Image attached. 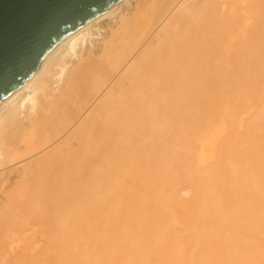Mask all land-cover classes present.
I'll use <instances>...</instances> for the list:
<instances>
[{
	"label": "bare ground",
	"instance_id": "1",
	"mask_svg": "<svg viewBox=\"0 0 264 264\" xmlns=\"http://www.w3.org/2000/svg\"><path fill=\"white\" fill-rule=\"evenodd\" d=\"M256 1L257 0H203L200 8L195 9L193 0H119L109 7L106 13L73 32L44 54L33 72L0 100V165L3 162L9 165L15 163L19 164V162L27 158L30 159L32 155L39 153V156L33 163L29 162L24 166L22 165L21 181L16 184L14 183L15 185L10 183L14 186L11 192L9 191V193L5 194L3 197L6 199L7 206L3 208L4 211H2L3 214L0 219V229L3 227V231L0 230V233H3L2 237L4 235L7 240L6 235L8 238L15 235L16 219L20 214L23 215L24 206L31 208V205L28 207V204H30L29 202L25 205L26 197H51L59 204L58 208L61 206V203L62 207H65L64 205L67 204L69 206L64 209L65 213L56 220L57 226L59 227L58 236L54 238L50 236L53 238L52 240L47 236L49 240H47L45 245L50 247V245H56V243L61 245L74 244V251L77 250L75 248L79 246L86 247L85 251L89 252L87 256L85 255V259H87L93 247L90 246V244L86 245V242L91 240L90 238L93 237L92 233L94 231L98 233L100 229V222H97V225L94 223V217H92L93 222L91 218H89L91 206H100V204L105 203L109 204L106 211L102 212V215L106 216V221L104 220L105 222L101 225V229L103 227L106 229V227L111 224L118 225L115 221L116 218H118L117 212L120 204V197L124 195L125 191L123 189V178L119 181L118 179H112L111 183H109L107 187L105 186V189L103 188V192L96 191V188L101 184V180L103 178L105 179L106 176L111 173V170H116L124 176L128 173V165L131 166V169H139V167L136 168V161L128 160L129 163H127V160L121 162L117 159H106L100 166H97L93 172L84 175V173L80 172L82 165L88 162L91 165L96 164L95 160L89 157L91 150L101 149L102 146L103 149L106 147L108 151H119V153H123L129 146L135 149L139 145V140L141 139L140 141H142V135H148L150 137L151 133L156 131L158 127H161V120L166 121L169 119V122L173 125L171 131L178 137L175 138V140L181 142L177 143V141L173 140L172 144L181 146V151H183L184 144L182 145V134H184L185 131L190 132L194 130L196 119L198 118L195 115L184 118L185 114L182 113L181 107L185 106V108H187V106L192 104L195 98L199 96H205L207 99L217 96L215 93L209 92V85L215 84V82L220 80L218 79V76H220V67L216 68V70L219 71L213 76L208 75L209 73H207V70H210L211 59H215L214 56L217 53V46L220 44V38L223 32L234 31V35L239 39H237L238 43H236L233 52H231L232 61L235 64L237 63L236 70H249L251 67V60H253L251 51L255 43L259 41L258 38L254 36L256 26L258 25V21L264 18L262 14H260L261 11L256 13L257 19L255 18L256 20L252 21L250 17L246 15L248 11L244 13L241 11L242 14H240L237 12V9L244 10L246 3L252 6ZM261 1L264 3V0ZM248 5L246 8L249 7ZM238 21H240V23ZM106 25L108 26L107 30L105 29ZM225 34L226 33H224V35ZM150 36L152 37L150 38ZM225 52L226 51H224V53ZM94 56L97 57L95 58ZM78 97H82V99L77 102L76 100ZM92 102H95L94 105L87 111V107ZM72 104L75 106H72ZM225 110L226 109H224V111ZM84 113L85 115L83 118L78 121L77 126L73 128L72 132L63 141L52 147L49 151L43 154L40 153L47 149L52 142L55 144V140L68 131L74 122ZM198 133L199 132H197V134ZM172 138L173 137H171V139ZM201 138L200 135H197V137L193 138L195 141H189L191 142L190 145H188L189 142H187L188 144L186 143L187 140L184 141V149L187 151L191 148L205 150L202 145L204 142ZM157 141L159 142V140ZM208 143L210 142L208 141ZM159 144L151 150L157 156L161 155L164 149L163 147L159 148ZM74 145L76 148H73ZM178 146L176 148H178ZM147 147H150L149 144ZM173 148L175 149V147ZM139 149L142 150V148ZM179 149L180 148H178L177 151H179ZM196 149H194V151ZM169 150L172 151L171 148ZM200 150H198V154L202 157L203 160H201L204 161V158L207 157H205L203 153H200ZM145 151L146 150H144V153ZM191 151L193 152L192 149ZM184 152L185 151H183V153ZM194 153L196 154V151ZM184 154L188 155L187 152ZM186 155L183 156L185 157ZM162 156L163 155H161V158ZM193 158L194 157H192V159ZM199 158L196 159L199 161H194L196 167L197 164L201 165V163H203ZM185 159H188V157L186 156ZM162 160L164 161V158ZM191 161L188 162L192 165L193 160ZM185 163L187 164V162ZM178 167L183 169L184 164ZM188 169L191 170L192 168ZM197 169H200V166ZM223 169L225 168L223 167ZM194 170H196L195 167ZM184 171L186 173L187 170ZM173 172L175 173V171ZM239 173L241 172L239 171ZM187 174L190 173L188 172ZM194 175H196V180H198L197 174ZM235 175L233 177H235ZM247 175H249V172ZM190 176L188 175L185 177L188 182L193 180V175L192 178ZM31 179L35 181V186H30L29 188L27 181L29 182ZM239 179L240 178H237V180ZM199 182H196V184ZM251 183L255 184V181ZM192 184L195 185L194 182ZM229 184L227 186H229ZM235 184L233 185L235 186ZM242 184L244 186V183ZM196 186L197 189H200L198 184ZM252 186L251 191L256 188ZM171 187V193L174 195L175 186L172 185ZM222 188L224 191L222 194H224L226 191L224 189L226 188ZM238 188H240V186ZM255 190H257V188ZM79 196L81 197L78 199ZM216 197L218 196H215V198ZM260 197L261 214V212H264V197L262 195ZM174 199L178 204L187 203L186 200L179 199L176 196H174ZM29 200L27 199V201ZM214 202L217 203V200ZM38 203L40 202L38 201ZM38 203L36 202L35 206H40ZM256 205L258 204L256 203ZM34 209H37V207H34ZM34 209H31L32 212L35 211ZM96 210L99 211L96 212L99 216L100 210L98 207ZM42 211H44V209H42ZM15 212L18 213L16 214ZM213 212L216 213L215 211ZM118 215H120V213ZM29 216V213L27 214L26 212L24 218L25 222L27 220L26 218H29ZM123 217L124 215H122V218ZM31 220L34 221L36 218H32ZM132 220L135 219L133 218ZM135 221L138 222L137 220ZM21 225H24L23 221ZM261 229L263 228L261 227ZM116 232L117 231H115V233L113 232L114 236H116ZM108 233L110 234V232ZM103 235L105 236V233ZM104 236L102 238H104ZM205 237H207V235ZM2 239L1 242H3ZM97 240L96 242L99 243ZM188 242H190V240ZM178 245V247H180V244ZM48 246L46 247L48 248ZM93 246H95V244ZM101 246L103 248L106 245ZM95 249L97 248L95 247ZM79 251L78 254H82L84 249L83 252L82 248L79 249ZM94 251L95 250H93V252ZM101 251L104 250L101 249ZM258 254L259 253H257V255ZM75 256H77V254ZM80 256L78 255V258H81ZM177 256L179 257V255ZM91 258H89V260ZM209 258L210 257H208V259ZM57 259H59V257ZM92 259L94 260L95 257ZM83 260L82 263L84 262ZM206 261L208 260L206 259ZM95 262L96 261H94V264ZM202 264L207 263L203 262Z\"/></svg>",
	"mask_w": 264,
	"mask_h": 264
},
{
	"label": "rangeland",
	"instance_id": "2",
	"mask_svg": "<svg viewBox=\"0 0 264 264\" xmlns=\"http://www.w3.org/2000/svg\"><path fill=\"white\" fill-rule=\"evenodd\" d=\"M202 1L203 0H193L195 9L200 8ZM258 1L260 4L258 3ZM260 1L261 0H257L256 2H254L255 5L252 4V6H250L251 4L246 3L244 6L245 11L241 9H237V12L242 14L241 11H243V13L248 11L246 15H248L252 21H255L257 19L256 13L262 11L260 14H262V17L264 18V8H263L264 3ZM247 5L249 7L246 8ZM238 22L240 23V21ZM107 28L108 26L106 25L105 29L107 30ZM224 33H226L227 36L226 34L224 35ZM263 34H264V19L258 21V25L256 26V32L254 36L258 38L259 41L255 43L254 46L255 49L253 48L251 51V54L253 55L252 57L253 60H251L250 69L236 70L237 63L235 64L232 61L231 52H233L235 45L236 43H238L239 39L236 35H234V31L223 32L224 40L222 35V37L220 38L221 39L220 44L217 46V53L214 56L215 59H211L210 70H207V73H209L208 75L213 76L215 73L219 71L216 70V68L220 67V76H218L219 77L218 79L220 80L218 82H215V84L213 83L212 85H209V92L215 93L217 96L212 97L210 99L209 98L207 99L205 96H199L195 98L194 102L192 104H189L187 108H185V106L181 107L182 113L185 114L184 118H187L191 115L192 116L195 115L198 118L196 119V124H195L196 126L194 130L190 132L185 131V133L182 134L183 137L181 136L182 145L184 144L183 151L187 152L188 155L184 154L185 152L183 153V151H181L182 150L181 146H178L176 144L178 148H180L179 151H177L178 150V148H176L177 146L172 144L173 140H175V138L178 137H176L174 135V132L171 131L173 129V125L169 122L168 118H166L168 119L166 121L161 120V124H160L161 127H158V129L154 131L155 133L153 132L151 133V135L149 134L150 137L148 135L147 136L142 135L141 136V138L143 137L142 141H140L141 139L139 140V145L135 149L129 146L127 150H125L123 153H119V151H113V152L108 151V148L106 147L103 149L102 146L101 149L99 148L97 150H93V149L91 150L89 157L92 160H95L96 164L91 165L88 162L87 164L82 165L80 172L84 173V175L88 174L89 172L90 173L93 172L95 168L97 166H100V164H102L103 161H105L106 159H110V160L117 159L121 162L127 160V163H129L128 160L130 161L132 160L137 162L136 168L139 167V169H134V168L131 169V166L128 165V170H127L128 173L124 176L116 170H111V173L108 176H106L105 179L103 178L101 180V184L103 185L100 184L99 187L96 188V191L103 192L105 186L107 187V185L111 183L112 179H118L119 181L123 178L122 179L123 189L125 191H124V195L120 197V204L117 212L118 218H116L115 221L116 223H118V225L111 224L107 226L106 229H104V227L101 229V225H103V223L106 221V216L102 215V212L106 211L109 205L108 203L100 204V206L99 205L91 206L90 208L91 212L89 218H91V221L93 222L92 217H94L93 219L95 224L98 225L97 222H100L99 224L100 229L98 233L94 231L92 233L93 237L90 236L92 237L90 238L91 240L86 242V245L90 244V246L93 247V249H91L92 252L90 251V256L88 257L89 258L95 257L94 260L92 258L89 260L88 257L87 259H85L89 253L85 251L86 247L84 248L79 246L75 248L78 251L77 250L74 251V246H75L74 244L61 245L56 243V245L54 244L55 246L50 245V247L48 245H45L47 240L49 239L52 240L55 236L56 237L58 236L57 233H59L58 232L59 227L57 226L56 220H58V218L65 213L64 209H66L69 205L67 204L64 205L65 207H62V203H61L60 204L61 206L58 208L59 204H57V202H55L51 197L38 196L36 198L35 196L33 197L29 196L25 198V205H27V203L29 202L30 204H28V207L29 205H31V208H27V206H24L25 212L23 211V215L20 214V216L18 217L19 219L18 218L16 219L15 222L16 230H14L15 235L11 238H8L6 235L7 238L6 240L4 235L2 237L3 233L2 234L0 233L1 239L3 238L2 239L3 242H1L0 239L1 242L0 264H28V263L29 264H39V263L40 264H45V263L74 264V262L75 264H83V263L94 264V261H96L95 264L96 263L98 264H173V263L202 264L203 262H206L207 264H219V262L220 264H236V263L248 264V261L249 264H259V262L260 264H264V251H263L264 250V246H263L264 245V215H263L264 212H261L260 214V205H261L260 196L262 195L264 197V175H263L264 174V70H263L264 69V40H263L264 35ZM151 37L152 36H150V38ZM224 51L226 52L224 53ZM94 57L96 58L97 56ZM80 99H82V97L80 98L78 97L76 101L78 102V100ZM94 103L95 102H92L87 107V111L94 105ZM72 106L75 105L72 104ZM224 109L226 110L224 111ZM85 113L82 114L80 118H78L74 122V124L69 128L68 131H66L64 134L61 135V137L55 140L56 141L55 144L54 142H52V144L48 146L47 149H45L40 153L43 154L44 152L49 151L52 147L56 146L61 141H63L72 132L73 128L77 126L78 121H80L83 118ZM223 113L225 117L223 116ZM197 132L199 133L197 134ZM197 135H200V138L202 137L201 140L204 142V144L202 145L205 150L198 149L201 151L200 153H203V155L207 157L204 158V161H202L203 159L202 157H200V154H198L199 151L196 148H191L193 152L191 151V149H189L188 151L184 149L185 147L184 141L187 140L186 143L189 141L193 142L195 141L193 138L197 137ZM155 137L158 139H156ZM171 137L173 138L171 139ZM208 138L211 140H209ZM157 140H159V142ZM208 141L210 143H208ZM178 142L181 143L179 140L177 141V143ZM191 142L187 144L190 145ZM205 142L207 143V145ZM145 144L147 146L149 144L151 148L147 147ZM157 144H159L158 145V147L160 146L159 148L163 147L165 149V150L163 149V152L161 153V155H163L162 158L161 155L157 156L155 155V153L151 151L153 147H157L156 146ZM169 147L171 148V150L173 147H175V149L173 148V150L170 151ZM73 148H76V146L74 145ZM139 148H142V150ZM194 149H196L195 150L196 154L194 153L195 152ZM144 150H146L145 153ZM175 152H180V153H175ZM182 154L186 155L188 159H185L186 156L184 157ZM38 156L39 153L32 155L30 157L31 160L27 158L19 162V164L15 163L9 165L8 163L4 164L3 162L0 165V185H1L0 219H1V215L3 214L2 211H4L3 208L7 206L6 199L3 198L4 195L9 193V191L11 192L13 186L17 182L21 181L22 167L29 162L33 163ZM150 157L152 158L155 157L156 160L155 158L152 159ZM192 157L194 158L192 159ZM163 158L164 161L162 160ZM198 158L200 160L202 159L201 161L204 164L200 162L202 166L200 164L199 165L197 164L196 167L194 161L195 162L199 161L196 160ZM191 160H193L194 165L193 164L191 165L192 163ZM188 161L189 162L191 161V163L189 164ZM185 162H187V164ZM183 164H184V168L186 167L185 169L183 167H182L183 169L178 167V166H182ZM193 166L195 167L196 170H194ZM199 166L200 169H197L199 168ZM187 167L190 169L192 168L193 170L192 169L189 170ZM223 167L225 169H223ZM184 170H187L186 173ZM173 171H175L176 174ZM239 171L241 173H239ZM188 172L190 174L192 173L191 176L190 174H187ZM248 172L249 175H247ZM194 174H197V177L199 178L197 179L202 184L198 180H196V175ZM233 174L234 175L236 174L235 177H233L234 176ZM188 175L191 178L193 175L192 179L195 181L192 180L191 182H188L185 179V177H187ZM237 178H240L239 179L240 181L237 180ZM255 178L257 179V181ZM244 179H246L247 181ZM251 180L253 182L255 181V184L251 183L252 182ZM34 182L35 181H33V179L29 180V182L27 181L28 187L29 188L30 186L34 187L35 186ZM193 182L195 185L192 184ZM196 182H199L197 184L198 186H200L199 187L200 189L196 188L197 187ZM10 183L11 184L15 183V184L11 185ZM242 183H244L245 188ZM228 184L229 186H227ZM233 184H235L236 187ZM252 184L254 187L257 188V190H255L256 188H254L255 191L254 190L251 191ZM172 185L175 186L174 195L171 193ZM239 186L240 188H238ZM222 187L226 188L224 189L226 190L224 194H222L224 192ZM229 190L231 192V195ZM174 196H176L179 199L186 200L187 203L178 204L175 201ZM215 196L218 197L215 198ZM80 197L81 196H79L78 199ZM27 199L28 200L30 199L31 201L30 200L27 201ZM215 200H217V203L214 202ZM38 201L40 203H38ZM36 202L40 204V206L38 205L35 206ZM256 203L258 205H256ZM34 207L35 208L37 207V209H34ZM97 207L100 210L99 216L96 213L99 212L98 210H96ZM31 209L32 210L34 209L35 211L32 212ZM42 209H44V211H42ZM213 211H215L216 213H214ZM26 212L27 214L29 213L30 219L26 218L27 220L25 222L24 218L26 216ZM15 213L17 214L18 212ZM119 213L120 215H118ZM122 215H124L123 218ZM132 217L138 222L132 220L133 219ZM32 218H36L37 221L31 220ZM22 221L24 222V225H21ZM135 223L136 224L140 223L143 225L140 224L136 225ZM261 227L263 229H261ZM0 230L3 231V227ZM115 231H117L115 234L116 236H114ZM108 232H110V234ZM104 233L105 236L103 235ZM214 233L217 234L215 235ZM205 234L207 235V237H205L206 236ZM107 235L108 237L109 236L110 237L108 238ZM47 236L49 239L47 238ZM50 236L53 238H51ZM103 236L104 238H102ZM94 238L96 240L100 239L97 240L100 244L97 243ZM188 239L190 240V242H188L189 241ZM104 242H106L107 244ZM177 243L180 244V247H178L179 245ZM94 244L95 246H93ZM101 245L103 246L106 245L105 247L107 249L105 247L102 248ZM46 246H48L49 249ZM95 247L97 249H95ZM52 248H54L55 250ZM81 248H82V252L84 249V252L82 254L81 253L78 254V252H80L79 249ZM101 249H103L104 251H101ZM93 250L95 251L93 252ZM96 251L99 253H97ZM257 253L259 254L257 255ZM76 254L77 256H75ZM62 255L64 256V258ZM78 255L79 256L83 255V256H80L81 258H78ZM177 255H179V257ZM58 257L59 259L61 258L60 261L59 259H57ZM176 257L178 258V261ZM208 257L210 258L208 259ZM206 259L208 261H206ZM63 260L66 261L64 262ZM82 260L84 261L83 263Z\"/></svg>",
	"mask_w": 264,
	"mask_h": 264
},
{
	"label": "water",
	"instance_id": "3",
	"mask_svg": "<svg viewBox=\"0 0 264 264\" xmlns=\"http://www.w3.org/2000/svg\"><path fill=\"white\" fill-rule=\"evenodd\" d=\"M119 0H0V100L61 40Z\"/></svg>",
	"mask_w": 264,
	"mask_h": 264
}]
</instances>
